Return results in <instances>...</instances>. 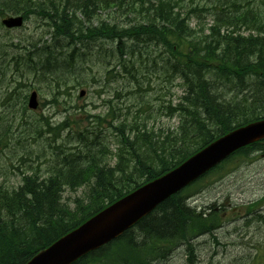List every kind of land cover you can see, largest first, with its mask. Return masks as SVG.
<instances>
[{"label": "trees", "instance_id": "trees-1", "mask_svg": "<svg viewBox=\"0 0 264 264\" xmlns=\"http://www.w3.org/2000/svg\"><path fill=\"white\" fill-rule=\"evenodd\" d=\"M185 1L6 0L1 4L0 13H21L25 19L37 13L53 29L52 43L45 42L40 48L36 43L24 46L35 49L28 57H37L38 61L25 58L17 63L35 74L44 71L39 60L54 59L52 69L56 66L59 61L54 51L63 46V39L70 38L74 44L85 38L118 39V62L132 73L143 56L142 52L136 56L140 45L162 49V56L168 53L162 58V67L169 76L182 80L184 95L175 106L167 107L170 115L179 117L176 130L159 129L155 133L145 124L142 130L126 134L117 128L123 149L59 148L62 156L56 157L46 176L36 170L24 175L20 187L12 191L0 187V264H26L39 250L172 170L214 139L264 118V9L252 6L256 0H206V4L203 0ZM100 3L124 7L131 13L142 14L145 10L146 17L127 25L103 20L94 26L90 21L92 10L101 8ZM74 7L86 17L85 23L68 16ZM204 11L214 14L210 32L193 26V18L201 17ZM239 24L253 27L257 34L250 33L249 41L248 37L232 36ZM130 54L135 58L127 60L125 56ZM78 133L83 139V130ZM258 151L264 153V141L241 148L194 183L220 171L231 159ZM193 184L163 201L114 241L72 264H159L162 257L180 246H185L190 264L194 240L214 234L225 215L217 203L199 209L191 206L185 192ZM81 187L85 193L74 198L72 208L63 201V194Z\"/></svg>", "mask_w": 264, "mask_h": 264}, {"label": "rangeland", "instance_id": "rangeland-1", "mask_svg": "<svg viewBox=\"0 0 264 264\" xmlns=\"http://www.w3.org/2000/svg\"><path fill=\"white\" fill-rule=\"evenodd\" d=\"M5 1L0 0V4ZM211 3L208 1L209 6ZM257 5L264 9L261 0L252 4ZM100 7L92 10L90 21L94 26L103 20L127 25L146 17L145 10L139 14L124 7H105L101 3ZM6 15L0 13V187L12 191L20 187L24 175L36 170L46 176L56 157L62 156L59 148L115 152L124 148L121 131L130 134L142 130L145 124L155 133L179 127V117L170 115L167 107L180 101L184 86L180 78L169 76L162 67V58L169 55L162 56L164 50L149 45L137 47L136 56L141 52L143 56L132 73L118 62V39L85 38L77 44L70 38L63 39V46L54 51L59 62L53 69L54 59L39 60L44 68L39 82L29 70H17L16 64L25 58L38 61L37 57H28L35 49L24 46L36 43L40 48L45 42L52 43L53 29L37 13H31L22 28L7 31L1 26V16ZM68 16L78 22L87 21L75 7L70 8ZM200 16L193 18V26L208 32L214 14L204 11ZM235 30L232 36L248 37V41L250 33L257 34L244 24ZM129 57L135 58L125 56L127 60ZM17 83L22 86L15 88ZM33 90L38 92L37 109L28 106ZM81 91H85L83 96ZM79 130H83L81 140ZM85 190L68 189L63 201L74 208V198ZM185 194L188 203L197 209L217 203L225 211L222 226L214 234L194 240L190 264H264V153L250 152L231 159L220 171L191 185ZM250 208L254 213L248 212ZM188 258L185 246H180L162 257L159 264H189Z\"/></svg>", "mask_w": 264, "mask_h": 264}, {"label": "water", "instance_id": "water-1", "mask_svg": "<svg viewBox=\"0 0 264 264\" xmlns=\"http://www.w3.org/2000/svg\"><path fill=\"white\" fill-rule=\"evenodd\" d=\"M23 22L22 16H10L3 20L7 27H19ZM84 94L85 91H82L81 95ZM29 106L38 107L36 92L31 94ZM261 139H264V119L230 131L175 169L138 187L39 250L26 264H72L87 253L118 238L161 202L220 164L237 149Z\"/></svg>", "mask_w": 264, "mask_h": 264}, {"label": "bare ground", "instance_id": "bare-ground-1", "mask_svg": "<svg viewBox=\"0 0 264 264\" xmlns=\"http://www.w3.org/2000/svg\"><path fill=\"white\" fill-rule=\"evenodd\" d=\"M110 56V55H109ZM61 73V72H60Z\"/></svg>", "mask_w": 264, "mask_h": 264}]
</instances>
